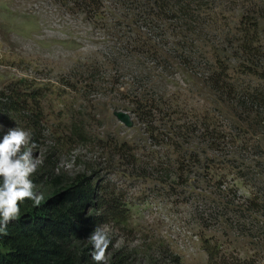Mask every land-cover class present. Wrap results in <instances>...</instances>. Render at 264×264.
I'll return each mask as SVG.
<instances>
[{"label": "rangeland", "instance_id": "374dc122", "mask_svg": "<svg viewBox=\"0 0 264 264\" xmlns=\"http://www.w3.org/2000/svg\"><path fill=\"white\" fill-rule=\"evenodd\" d=\"M99 1L92 16L74 0H0V132L25 129V150L35 143L56 174L92 177L116 203L101 228L126 264H207L204 241L228 261L264 264V126L176 57L184 33L173 21L145 0ZM223 15L233 24L241 12ZM204 24V43L221 44L225 31ZM146 102L156 105L151 126L133 112ZM193 112L215 119L221 155L204 137L172 133ZM205 156L219 162L213 173Z\"/></svg>", "mask_w": 264, "mask_h": 264}, {"label": "trees", "instance_id": "16d2710c", "mask_svg": "<svg viewBox=\"0 0 264 264\" xmlns=\"http://www.w3.org/2000/svg\"><path fill=\"white\" fill-rule=\"evenodd\" d=\"M74 1L85 15L94 16L102 7L99 0ZM133 1L135 5L140 3V0ZM145 1L155 17L173 21L175 29L184 33H179L184 40L178 43L176 57L192 62L204 85L226 105H238L249 117L252 115L251 120L257 126H264V0ZM226 10H238L241 15L232 24L223 15ZM204 22L209 23V28L225 31L221 44L207 46L204 43ZM194 55L201 58V62L195 64ZM155 109L153 102H146L136 104L133 112L139 121L151 126ZM178 121L182 123L176 121L172 125L170 122L172 133L180 138L204 137L210 153H223L224 140L220 139L222 135L215 119L193 112ZM71 129L78 141L86 142L81 128L72 125ZM158 136L157 143H164L165 135L158 133ZM2 137L0 132V139ZM192 158L197 164V155ZM228 162L233 164L236 160ZM205 163L206 171L213 173L219 162L213 156H205ZM50 165L53 162L46 155L30 177L36 185L34 191L43 195L40 205L34 206L31 200H25L19 205V218L0 232V264H95L88 238L95 228H101L112 219L116 203L103 200V192L92 177L77 174L70 178L56 174ZM37 187L42 190L38 191ZM202 248L207 264H249L237 257L228 261L226 255L208 241L203 242ZM106 255L107 264H126L120 252L112 253L111 243Z\"/></svg>", "mask_w": 264, "mask_h": 264}, {"label": "clouds", "instance_id": "9594fccd", "mask_svg": "<svg viewBox=\"0 0 264 264\" xmlns=\"http://www.w3.org/2000/svg\"><path fill=\"white\" fill-rule=\"evenodd\" d=\"M30 140L31 133L20 127L9 128L0 139V232L19 218V205L25 200H31L34 206L43 200L30 179L41 163L33 156L35 143L25 150ZM88 239L92 245L91 259L95 264H107L106 253L111 243L107 231L97 227Z\"/></svg>", "mask_w": 264, "mask_h": 264}]
</instances>
